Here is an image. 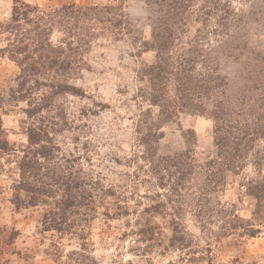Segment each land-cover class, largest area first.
I'll return each mask as SVG.
<instances>
[{
    "label": "rangeland",
    "instance_id": "1",
    "mask_svg": "<svg viewBox=\"0 0 264 264\" xmlns=\"http://www.w3.org/2000/svg\"><path fill=\"white\" fill-rule=\"evenodd\" d=\"M173 1L0 0L2 27L15 6L33 21L0 34V264H264V207L243 187L253 167L220 165L228 147L216 145L224 132L210 102L165 119L139 93L138 73L156 60L141 44ZM187 5L215 13L192 15L184 42L232 12L242 21L219 30L264 56V0ZM120 14L129 31L114 26ZM226 38L202 39L225 77L212 98H228L234 134L257 115L264 125V87L246 79L261 64L253 55H222Z\"/></svg>",
    "mask_w": 264,
    "mask_h": 264
},
{
    "label": "trees",
    "instance_id": "2",
    "mask_svg": "<svg viewBox=\"0 0 264 264\" xmlns=\"http://www.w3.org/2000/svg\"><path fill=\"white\" fill-rule=\"evenodd\" d=\"M153 1L155 2L156 0ZM172 4H174V7H171L174 12H161L152 21L149 40L141 44L143 52H155L156 60L151 66L141 69L138 73L139 81L144 84V88H139V93L151 105L157 106L159 108V116L165 119H169L174 112L180 111L202 114L205 112L206 103L210 102V112L215 121V130L216 132H224V134L221 132L222 135L216 139V145L219 149L228 147L224 151L226 156L220 165L226 171L232 172L242 170V165L246 164V162L253 167L254 176L247 179L243 187L246 190V194L255 200V208L256 212H258L264 207V144L261 147H258L259 145L257 144L256 147V142L264 140V125L262 126L259 123L262 122V118L257 115L255 121H251L249 124H238L235 127L237 132L231 133L234 125L232 124L233 120L228 98L221 101L212 98L214 94L223 95L225 92V77L219 73L217 59L208 56L209 51L206 46L204 47L202 38L208 34L227 36L223 43L227 46L222 49V55L225 58L237 60L247 51L248 54L254 56L255 61L261 63L248 71L251 76L249 75L246 79L247 81H252V90L264 87V80L262 81L260 78L264 77V56L262 57L260 52L248 50V42L240 40L235 32L219 30V26L227 25L228 22L238 21L239 24L242 21L241 15H236L232 12H219L218 20L212 30L198 29L192 40H185L186 42H184V37L187 33L186 26L189 24L188 20L192 15H195L196 19H202L215 12H186L188 9L187 0H174ZM22 5L24 8L28 7L24 4ZM18 11L19 9L15 6L11 16L12 24L7 27L0 25V34L9 32V30H15L18 33L22 30L21 23L27 25L33 22L26 21L27 16L30 14L29 12ZM118 16L119 20L115 21L114 26L123 25L124 30L129 31V22L126 15L120 14ZM36 19L38 21L36 20L35 23L42 20L39 17H36ZM36 28L39 29L38 26ZM50 30L52 29L45 28L43 32L46 31L44 34L48 36ZM31 41L36 43L33 46L42 45V40L40 41V39V42L35 39H31ZM14 43H16V46L22 45L23 40L17 41L16 38ZM26 48H29V44L18 47L15 53L19 54L20 51ZM198 64L201 66L202 71H200L201 74H197V77H195L194 72ZM203 100L206 102H203ZM253 113L252 115H254ZM29 138L32 139L33 135L29 134ZM30 165L26 167L32 171L38 168L34 166L35 164ZM18 186V188L23 186L22 175ZM257 232L251 230L249 236L253 237Z\"/></svg>",
    "mask_w": 264,
    "mask_h": 264
}]
</instances>
